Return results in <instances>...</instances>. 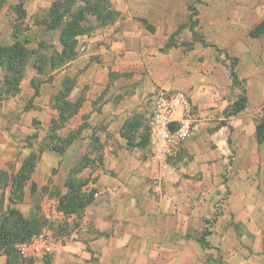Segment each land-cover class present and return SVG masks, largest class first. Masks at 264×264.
<instances>
[{
  "label": "crops",
  "instance_id": "0c3cea01",
  "mask_svg": "<svg viewBox=\"0 0 264 264\" xmlns=\"http://www.w3.org/2000/svg\"><path fill=\"white\" fill-rule=\"evenodd\" d=\"M194 1L106 0L115 17L96 18L75 57L51 65L60 0H0V46L14 40L8 10L21 7L32 51L15 90L0 64L13 90L0 106V224L15 212L61 240L38 259L0 243V264H264V33H249L264 0H240L233 35L192 23ZM219 5L207 1V15ZM159 91L184 92L193 115L192 135L160 159L148 134Z\"/></svg>",
  "mask_w": 264,
  "mask_h": 264
},
{
  "label": "trees",
  "instance_id": "16d2710c",
  "mask_svg": "<svg viewBox=\"0 0 264 264\" xmlns=\"http://www.w3.org/2000/svg\"><path fill=\"white\" fill-rule=\"evenodd\" d=\"M72 1L73 0H65L63 5L58 2L51 13L52 23L50 24V27L60 28V41L62 44L61 52L53 54L50 57L51 65H61L65 61L75 57L77 42L76 35L92 29L90 26L84 25L83 21L86 20V13L90 11L94 12L96 14V18H98L101 22L110 20V18H114L116 15L114 10L111 11L110 8H108L106 0H98V2L100 1L98 4H91L89 0H84L85 4L78 6V12H72L69 10ZM58 7H61L62 10H58ZM193 13H195V10L192 11V14ZM24 14L25 10L22 9L19 18L23 17ZM65 15L69 16V19L66 23L61 24V20ZM193 22L195 23V19H192V23ZM249 33L253 36L264 33V20L256 25V27ZM12 36L14 40L11 44L0 46V64L6 66L7 72L5 73V84L15 90L14 86L17 84L19 77L22 75L21 69L26 64V61L32 51L25 44L27 42L26 35L21 36L20 31L16 30L12 32ZM38 59L39 64L44 66L47 63L48 56L43 54L42 56L40 55ZM232 75H235L233 71ZM244 99V96H240L239 99L235 101L232 111L240 109L243 106ZM61 123L62 122H60V124ZM257 134L259 138L264 137V117L262 118V122L257 126ZM34 159L35 155L30 154L28 159L24 161V166H30ZM72 201H68L67 204H72ZM76 203H78L79 206H82L85 202H82V200L78 198ZM3 221H1L0 224V243L6 245L5 250L8 253H10V249H15V244L17 242L30 238L33 234L37 233L39 229V227L29 224V222H27L20 214L15 212L13 213L10 222H8L10 225L9 228L5 226Z\"/></svg>",
  "mask_w": 264,
  "mask_h": 264
},
{
  "label": "built area",
  "instance_id": "2783aa9c",
  "mask_svg": "<svg viewBox=\"0 0 264 264\" xmlns=\"http://www.w3.org/2000/svg\"><path fill=\"white\" fill-rule=\"evenodd\" d=\"M258 113L264 117V102L260 104ZM177 114L179 117L175 118ZM192 132L193 115L187 95L181 91L157 92L148 124L151 155L160 159L175 154L177 147ZM57 245L58 241L49 231H40L17 242L15 248L21 258L38 259L51 255Z\"/></svg>",
  "mask_w": 264,
  "mask_h": 264
},
{
  "label": "rangeland",
  "instance_id": "374dc122",
  "mask_svg": "<svg viewBox=\"0 0 264 264\" xmlns=\"http://www.w3.org/2000/svg\"><path fill=\"white\" fill-rule=\"evenodd\" d=\"M65 0H60V3L63 5ZM102 1V0H101ZM207 1H212V0H195L194 2H196V6H198L199 9H197L195 6H192L193 10H195V13H193V16L195 19V25H198V23L201 22V27L205 28L207 30V32H212L215 33V28L211 27L210 25H207L208 22H210L211 20L214 21V23H220L219 26L221 27L222 25L224 26H230V28L232 29L231 35L233 34H238L239 32H241V30L239 29V26L242 22H240L239 20V2L240 0H214L217 4L219 5V8H214L213 9V16H210L209 14L207 15L206 11H205V6L207 5ZM89 2L91 4H98V0H89ZM61 5V6H62ZM82 5V3H80L79 0H73L72 4H70V8L69 10L72 12H78V6ZM58 10H62L61 7H58ZM200 10V16L197 18L196 14L199 13ZM12 11V16H13V20L10 21V25H6V32L10 31H16L19 30L20 31V35L21 36H25L26 34L24 33V29H26L27 26L24 25L23 22H21V20L19 19V15L22 11L21 7H16L12 10H8V12ZM86 20L83 21L84 25L90 26L93 30L97 25H95L97 22L96 20V14L92 11L86 13L85 15ZM222 24V25H221ZM12 25V26H11ZM99 26V25H98ZM3 30V29H2ZM243 30V29H242ZM43 31L42 29H40V32ZM244 31V30H243ZM5 32V34H6ZM198 36L201 39V31H198ZM228 35L229 33H219L220 35ZM45 55V54H44ZM226 56L227 58H229L230 63L233 65H235L236 63V57L233 56L232 54H228V52H226ZM36 61L38 62V60L36 59ZM1 75V74H0ZM3 80V79H2ZM1 80V82H2ZM6 85H1L0 84V106L2 105V99H8V95L10 93L13 92V90H9L8 87H5ZM6 97V98H5ZM28 159V157L24 160L26 161ZM60 225V224H59ZM58 225V226H59ZM42 226V225H41ZM38 229V232L40 231H49L55 238L56 240L59 242H61V240L59 239L60 234L53 232L50 230L51 225L48 223L47 225L45 224L44 227H41ZM61 229L59 228L58 231H60ZM62 231V230H61ZM10 253L12 254V256L15 257H19L20 256L17 254L16 252V248L14 249H10Z\"/></svg>",
  "mask_w": 264,
  "mask_h": 264
}]
</instances>
